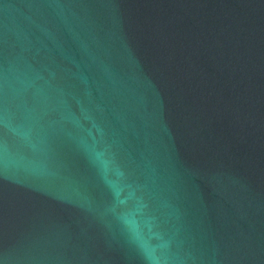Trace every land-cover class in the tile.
<instances>
[{"label": "water", "instance_id": "1", "mask_svg": "<svg viewBox=\"0 0 264 264\" xmlns=\"http://www.w3.org/2000/svg\"><path fill=\"white\" fill-rule=\"evenodd\" d=\"M0 264H264V0H0Z\"/></svg>", "mask_w": 264, "mask_h": 264}]
</instances>
